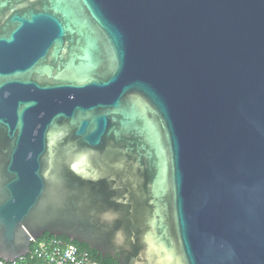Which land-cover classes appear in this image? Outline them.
I'll return each instance as SVG.
<instances>
[{"label": "water", "instance_id": "1", "mask_svg": "<svg viewBox=\"0 0 264 264\" xmlns=\"http://www.w3.org/2000/svg\"><path fill=\"white\" fill-rule=\"evenodd\" d=\"M44 234L264 264V0H0V263Z\"/></svg>", "mask_w": 264, "mask_h": 264}, {"label": "built area", "instance_id": "2", "mask_svg": "<svg viewBox=\"0 0 264 264\" xmlns=\"http://www.w3.org/2000/svg\"><path fill=\"white\" fill-rule=\"evenodd\" d=\"M31 242L30 258L39 264H94L79 254L73 245L63 241L37 239L36 241L31 240ZM23 259L11 264H17Z\"/></svg>", "mask_w": 264, "mask_h": 264}, {"label": "trees", "instance_id": "3", "mask_svg": "<svg viewBox=\"0 0 264 264\" xmlns=\"http://www.w3.org/2000/svg\"><path fill=\"white\" fill-rule=\"evenodd\" d=\"M40 239L43 240L55 239L71 244L77 249L79 254L83 255L86 259H88L90 262L94 264H117L114 259H111L109 257L102 258L101 256L97 255L94 251L89 250L86 246L82 244H77L75 242H71L64 237L52 238L47 234H44ZM31 247L32 246L30 245L29 250H31ZM17 264H39V263L36 260L31 259L29 255H27L22 261L18 262Z\"/></svg>", "mask_w": 264, "mask_h": 264}]
</instances>
